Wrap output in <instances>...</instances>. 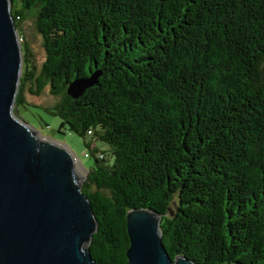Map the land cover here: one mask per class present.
<instances>
[{
  "label": "trees",
  "instance_id": "trees-1",
  "mask_svg": "<svg viewBox=\"0 0 264 264\" xmlns=\"http://www.w3.org/2000/svg\"><path fill=\"white\" fill-rule=\"evenodd\" d=\"M27 13L45 60L34 77L22 53L20 83L48 85L45 110L90 138L94 263H127L126 213L146 209L171 260L264 264V0H11Z\"/></svg>",
  "mask_w": 264,
  "mask_h": 264
},
{
  "label": "water",
  "instance_id": "water-1",
  "mask_svg": "<svg viewBox=\"0 0 264 264\" xmlns=\"http://www.w3.org/2000/svg\"><path fill=\"white\" fill-rule=\"evenodd\" d=\"M22 66L11 0H0V264H95L83 249L97 223L77 160L13 115ZM98 75L75 78L67 95L76 99ZM160 219L146 209L126 213V264H198L182 255L170 259Z\"/></svg>",
  "mask_w": 264,
  "mask_h": 264
},
{
  "label": "rangeland",
  "instance_id": "rangeland-1",
  "mask_svg": "<svg viewBox=\"0 0 264 264\" xmlns=\"http://www.w3.org/2000/svg\"><path fill=\"white\" fill-rule=\"evenodd\" d=\"M19 7L20 4L17 2L16 9H19ZM15 22L18 25V31L23 37L22 53L25 55L28 51L27 59L32 65L34 77H37L45 60V51L41 36L35 29L34 14L27 13L22 20L16 19L14 20ZM35 90L33 82L20 83L17 96L21 97L23 103L17 108L15 100L13 115L21 122H25L34 128L40 136L62 145L77 160L76 170L78 174L86 178L88 170L94 162V157L85 145L86 142L90 141V138L86 137L83 139L66 127L60 128L61 120L45 110V108L52 107L58 100L57 97L50 93L48 85L43 86L38 93H34ZM92 145L98 152H103L104 157L111 161L112 156L105 144L92 140ZM86 153L89 154V157L84 156Z\"/></svg>",
  "mask_w": 264,
  "mask_h": 264
},
{
  "label": "bare ground",
  "instance_id": "bare-ground-1",
  "mask_svg": "<svg viewBox=\"0 0 264 264\" xmlns=\"http://www.w3.org/2000/svg\"><path fill=\"white\" fill-rule=\"evenodd\" d=\"M77 172V171H76ZM77 174H78V172H77ZM80 177H82V175L81 174H78ZM146 216L148 215L147 213L145 214Z\"/></svg>",
  "mask_w": 264,
  "mask_h": 264
},
{
  "label": "built area",
  "instance_id": "built-area-1",
  "mask_svg": "<svg viewBox=\"0 0 264 264\" xmlns=\"http://www.w3.org/2000/svg\"><path fill=\"white\" fill-rule=\"evenodd\" d=\"M20 41H21V40H20ZM84 156H86V154H85Z\"/></svg>",
  "mask_w": 264,
  "mask_h": 264
}]
</instances>
